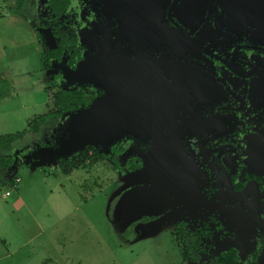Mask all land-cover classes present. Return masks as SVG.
Here are the masks:
<instances>
[{
    "label": "flooded vegetation",
    "instance_id": "af4514ba",
    "mask_svg": "<svg viewBox=\"0 0 264 264\" xmlns=\"http://www.w3.org/2000/svg\"><path fill=\"white\" fill-rule=\"evenodd\" d=\"M60 1L56 19L45 0L23 8L38 18L42 50L61 43L67 62L75 60L73 69L49 68L55 81L93 94L89 107L115 96L111 58L157 60L142 61L143 73L137 67L138 78L129 75L122 91L129 101L140 95L127 107H161L153 118L165 116L162 107L171 110L173 146L190 175V185L175 188V224L183 221L201 239L206 259L234 250L242 261L264 264V0ZM83 65V76L70 80ZM137 139L131 147L139 155L151 137Z\"/></svg>",
    "mask_w": 264,
    "mask_h": 264
},
{
    "label": "rangeland",
    "instance_id": "374dc122",
    "mask_svg": "<svg viewBox=\"0 0 264 264\" xmlns=\"http://www.w3.org/2000/svg\"><path fill=\"white\" fill-rule=\"evenodd\" d=\"M14 6L0 0V135L26 130L60 83L42 66L33 7ZM60 119L26 131L14 150L43 141ZM27 155L11 169L16 186L0 187V264H198L183 260L172 236L180 213L163 176L123 173L108 159L66 173Z\"/></svg>",
    "mask_w": 264,
    "mask_h": 264
},
{
    "label": "trees",
    "instance_id": "16d2710c",
    "mask_svg": "<svg viewBox=\"0 0 264 264\" xmlns=\"http://www.w3.org/2000/svg\"><path fill=\"white\" fill-rule=\"evenodd\" d=\"M26 3L27 0H15V6L10 9L11 13L22 11ZM63 3L60 0H54L51 5L48 0H45L44 5L45 7L47 6L48 11H52L53 18L56 19L60 17L59 9ZM63 50L64 47L61 43H58L54 48H45L42 50L40 55L43 68H54L60 72L65 65L73 69L75 67V60L68 63L67 58L62 54ZM62 55L64 56L63 58ZM93 98V94L90 95L80 92L77 87L75 89H67L63 85H58L53 93L52 103L49 104L47 111L31 119L28 122L26 130L0 135V151L4 152L0 154V187H13L15 184L14 180L16 177L12 180L11 169L16 163V158L18 156L33 154L38 149L42 148H48L56 155L55 161L66 173L78 166L83 164L86 165L88 162V164H91L106 159L111 160L113 165L123 173L140 169L143 165V161L140 155L132 151L131 147L138 139L131 136L118 137L115 138L113 142H107L105 144L88 143L67 155L57 154L60 144L65 141L69 135V125L87 108ZM59 118H61L60 121L49 128L43 141L29 148H23L18 152L14 150V143L22 139L26 131L37 133L42 125L47 124L52 119L56 120ZM172 236L180 248L182 258L185 261H207L213 264H255L252 257H248L247 260L242 261L234 250L215 253L206 259L205 255L200 252L201 247L199 246L201 239L195 235L192 230L188 229L183 221L175 224V230L172 231Z\"/></svg>",
    "mask_w": 264,
    "mask_h": 264
},
{
    "label": "water",
    "instance_id": "95a60500",
    "mask_svg": "<svg viewBox=\"0 0 264 264\" xmlns=\"http://www.w3.org/2000/svg\"><path fill=\"white\" fill-rule=\"evenodd\" d=\"M143 58L153 60H142V58L132 60L110 59L106 71L111 79L116 82L115 96L108 101L103 99L93 101L75 121L71 122L68 127L69 135L60 144L57 154L67 155L85 144H105L123 136H134L141 140L151 137L148 150L139 154L143 161L141 172L144 176L152 178H162L163 176L172 186L170 191L176 192L177 183L182 182L184 186L190 185V175L187 172L184 173L186 165L182 162L180 150L173 146L175 124L170 108L162 107L165 111V116L162 119L157 116L153 118V111L162 114L161 107L155 109L153 107H127L128 104L137 103L140 95L134 93L131 97L133 100L129 101L128 92L122 91L127 89L126 82L129 81V75L134 79L138 78L135 74L137 67L140 69L138 73H143L142 67L138 65L146 66L143 62L157 63L154 58ZM112 64H117L118 69L113 68ZM87 68L88 66H81L77 71L70 74L69 79L78 80L87 71ZM133 71L134 74H131ZM148 73H151V68ZM133 88L138 87L134 85ZM187 110L193 116L189 107ZM160 119L161 124L158 125ZM36 153L40 161H55L56 155L48 148L38 149ZM27 158L32 159V156L27 155ZM190 190H193V185ZM233 244L234 242L231 241L228 246Z\"/></svg>",
    "mask_w": 264,
    "mask_h": 264
},
{
    "label": "built area",
    "instance_id": "2783aa9c",
    "mask_svg": "<svg viewBox=\"0 0 264 264\" xmlns=\"http://www.w3.org/2000/svg\"><path fill=\"white\" fill-rule=\"evenodd\" d=\"M14 181H15V184L13 185V187H15L16 184L20 181V178H19V177H16ZM9 193H10L9 191H6V192H5V196H8Z\"/></svg>",
    "mask_w": 264,
    "mask_h": 264
}]
</instances>
